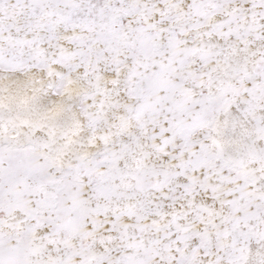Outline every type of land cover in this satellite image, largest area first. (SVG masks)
I'll list each match as a JSON object with an SVG mask.
<instances>
[{
    "label": "snow or ice",
    "instance_id": "6c2138e0",
    "mask_svg": "<svg viewBox=\"0 0 264 264\" xmlns=\"http://www.w3.org/2000/svg\"><path fill=\"white\" fill-rule=\"evenodd\" d=\"M0 264H264V0H0Z\"/></svg>",
    "mask_w": 264,
    "mask_h": 264
}]
</instances>
